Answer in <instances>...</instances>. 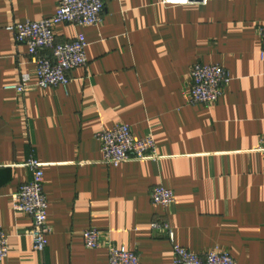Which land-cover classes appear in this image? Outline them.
Listing matches in <instances>:
<instances>
[{
  "label": "crops",
  "instance_id": "obj_1",
  "mask_svg": "<svg viewBox=\"0 0 264 264\" xmlns=\"http://www.w3.org/2000/svg\"><path fill=\"white\" fill-rule=\"evenodd\" d=\"M201 1L106 0L101 24L56 26L58 43L86 37L88 64L69 73L67 87L40 89L28 47L7 28L51 17L58 0H0L3 264H109L111 245L141 264H174V244L264 264V0ZM196 64L229 74L213 106L188 103ZM25 77L27 92L7 89ZM120 124L152 136L158 159L105 165L96 134ZM32 158L44 165L49 202L43 253L27 235L31 217L12 209ZM156 186L174 191L171 208L151 201ZM156 221L169 224L174 242L151 228ZM89 229L101 231L99 249L85 248Z\"/></svg>",
  "mask_w": 264,
  "mask_h": 264
},
{
  "label": "built area",
  "instance_id": "obj_2",
  "mask_svg": "<svg viewBox=\"0 0 264 264\" xmlns=\"http://www.w3.org/2000/svg\"><path fill=\"white\" fill-rule=\"evenodd\" d=\"M194 0H163L171 6H186ZM209 0H202L206 5ZM106 0H58V8L54 15L39 21H27L11 25L7 31L18 44L26 45L32 62L36 67L37 87L50 89L67 87L69 73L86 67L87 39L79 33L74 40L58 43L55 28L60 24L73 25L77 28L96 26L102 23ZM262 53H264V27L259 29ZM45 51H49L45 54ZM230 83L228 72L218 65L196 64L191 71V86L188 103L192 106H213L223 96ZM7 89L20 94L30 89L29 79L25 77L21 83L10 85ZM101 145L102 162L110 167H119L130 161L156 160L157 147L152 136L143 138L133 134L127 124H120L111 130H103L96 134ZM260 152L264 154V136L261 139ZM32 173L28 183L20 186L13 195V211L31 217L33 225L27 231L34 243V249L43 253L48 247L51 227L48 224L49 202L44 191V165L31 159L24 165ZM151 201L164 209L171 208L176 201L173 190L163 186L153 187L150 191ZM155 231L165 232L172 242L173 233L167 222L156 221L151 225ZM86 249L95 250L103 245V236L97 229H89L82 233ZM9 237L0 227V264L9 257ZM174 264H236L234 258L220 249H214L205 255H199L185 247L173 245ZM109 264H141L136 252L114 245L109 247Z\"/></svg>",
  "mask_w": 264,
  "mask_h": 264
}]
</instances>
